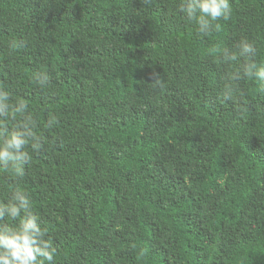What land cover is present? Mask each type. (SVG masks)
Masks as SVG:
<instances>
[{"label":"trees","instance_id":"16d2710c","mask_svg":"<svg viewBox=\"0 0 264 264\" xmlns=\"http://www.w3.org/2000/svg\"><path fill=\"white\" fill-rule=\"evenodd\" d=\"M182 5L0 0V237L34 220L42 264H264V0L203 33Z\"/></svg>","mask_w":264,"mask_h":264},{"label":"clouds","instance_id":"9594fccd","mask_svg":"<svg viewBox=\"0 0 264 264\" xmlns=\"http://www.w3.org/2000/svg\"><path fill=\"white\" fill-rule=\"evenodd\" d=\"M186 2L187 7L182 5L180 10L186 13L189 20L198 24L201 33L213 28L218 30L219 24L215 22L221 18L225 21L230 19L232 10L230 0H186ZM239 48L240 54H243L246 58L255 52L254 46L244 40L240 42ZM236 58L237 54L230 57L232 60ZM43 75L44 79L47 80V74ZM245 75L259 77V80H264V67L258 68L254 62H250L245 68ZM153 77L156 83L162 86L163 81L160 80L159 73L154 72ZM236 78L239 79V75ZM23 143L24 140L20 136L14 135L10 138L7 146L19 150ZM8 158H10L8 151H0V159L7 160ZM21 201V207H24L23 198H21ZM10 211L13 216L20 214L16 207H12ZM39 234L40 229L35 225L34 220H29L18 234L0 237V264H42L43 260L53 261L55 250L52 248L50 241H41L43 248L35 246L36 237ZM34 253L42 256L43 260H37Z\"/></svg>","mask_w":264,"mask_h":264}]
</instances>
